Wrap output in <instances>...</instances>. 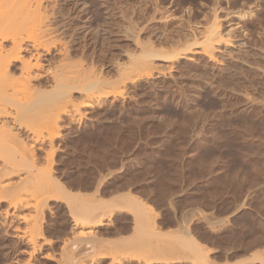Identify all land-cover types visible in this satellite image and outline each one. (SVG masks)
Returning <instances> with one entry per match:
<instances>
[{
    "label": "rangeland",
    "instance_id": "rangeland-1",
    "mask_svg": "<svg viewBox=\"0 0 264 264\" xmlns=\"http://www.w3.org/2000/svg\"><path fill=\"white\" fill-rule=\"evenodd\" d=\"M118 1L110 9V16L105 14L104 19L97 16V19H101L103 25L110 26L109 29L115 28L117 30V28H122L123 25H129L131 21L128 20V22L120 13V9L130 10V4L127 0ZM169 1L166 3L167 8H173L170 11H173L174 16L170 12L169 17L173 16L172 18L151 20V23L148 24L155 23L151 25V29L155 27V29L160 28L162 30L167 26L165 27V30L167 29L166 33L175 38L174 41L177 40L178 46L185 47V43L187 45L189 41V35L185 32V36H183L181 34L183 28L180 29L181 24L177 26L173 22L180 18L178 17L180 14L184 16L182 12L185 9L186 11L191 10V13L194 9L195 11L192 13L194 18L192 19L206 24V22L212 20V10L216 6V2L214 3V0ZM254 2L255 0H222L221 7L223 10L220 7L219 14L222 15L221 19L227 27L237 29L234 32L238 35V39L242 37L248 39L252 49L253 47L264 48V0L260 1L263 4L261 5L263 6L262 13L260 12L262 14L260 15L261 18L253 24L252 22L249 23L245 30L243 28L241 30V27H239L238 12ZM68 5H71L70 7L74 10ZM72 5L74 4H65L63 10L66 11L65 13H75L73 14L75 19L70 20L69 23L75 22L78 24L79 22L78 25L80 26L82 18L79 17V12H77L80 10L77 8L80 7L76 5L72 7ZM177 8L180 12L182 9V12L180 13ZM67 10L69 11L67 12ZM95 11L97 12V10H94V13ZM185 16H187V13ZM76 17L78 18L76 19ZM102 19L107 21H102ZM185 19L183 18L182 22L187 23ZM66 21L68 22V20ZM140 21L144 22L146 20ZM98 22L99 27L97 28H101L103 25ZM163 23L164 26H162ZM174 29L176 30L174 31ZM72 30V27H66L64 30L66 34H64V37H66L64 39L67 41L68 46H74L75 50L77 49L76 53L78 54L76 56L79 55L77 58L81 57L79 59L85 62H83L84 66L92 65L93 69L99 71L104 68L102 71L106 72L108 70L110 75L117 74L114 76L116 78L118 70L114 65L117 59L124 62L128 58L123 54H119L118 51L121 52L122 48L129 42L133 47V40L131 41L133 37L131 36V39H128V37L126 38L127 35L125 36L123 33L118 35L113 33L108 34V36L107 34H104L106 36L100 34L96 38L90 35L89 39L83 40L80 38L85 43L82 44V40H78L79 43L81 41L79 44L72 36ZM244 31L247 34H244ZM147 32H143L142 34H145L142 37L147 36ZM120 35L124 38L122 39ZM115 37L120 38L116 39ZM184 39H186L185 42H183ZM164 45L170 48L167 43ZM252 45L253 47H251ZM113 51L114 55L112 54ZM54 52L53 54H55ZM100 52L102 55H100ZM52 57L57 59L59 55L56 52L55 56ZM249 57L251 62L257 64L256 58L258 57L251 56V54ZM251 57L254 59H251ZM54 58H52L53 61H55ZM106 60L108 61L106 62ZM171 60H165L163 63L166 64ZM184 62L185 60L181 58L178 68L173 69L175 72L172 70L175 73H172V75L174 74L176 77L177 74H181L178 75L180 78L177 77V79L179 78L176 80L178 82L173 80L176 78L174 75L171 76L167 72L168 77H166V74L164 76L159 74L158 77L156 73L159 70L156 69V72L155 68H152L154 71H152V74L156 75H150V78L142 75L143 77L138 78L137 82L122 79L119 83H124V86L126 83L125 88L123 86V89H119L123 84L118 85V88L115 85L117 89L112 87L111 89L115 94L112 91L108 96L109 98H106L105 102L102 101L103 104L101 102L97 107L95 105L94 107L83 108L87 110L84 113V110H80L83 114L78 111L79 114L81 113V117L78 113L74 114L77 118L73 117L74 115L71 116L73 118L67 117L68 119H65L64 125L62 124L64 133L54 143L52 173L62 187L63 194L65 192L97 193L98 197L101 196L102 199L108 201L111 193H114L115 190V192L118 190L121 193L132 191L133 194L144 199L148 205L156 210L157 218H160L161 221L164 220V222L162 221V227L165 226L163 228L164 234L172 229L180 228L182 224H189L193 232L197 236L199 235L198 238L204 242L203 246L209 252L211 263H249L254 259L255 252H264V73H262L264 71L262 70L259 73L260 69L258 68V71L252 70L250 72L248 68V70L241 68L243 72L240 70L242 73L239 74L238 70L237 75L240 76V79L245 76L242 79L247 81L246 87L241 85L240 88L237 85L239 88L237 86L231 88L229 82L228 86L227 82L222 83L223 87L217 83H212V86H215L212 87L211 91L213 95L204 96V100H201L200 103V101L197 102L195 94H199L200 85L206 81L205 78L211 76V72L208 71L210 75L207 72H205L206 75L202 72L197 73V70L190 69L191 67ZM263 62L259 58L258 63L261 66L257 64V67L264 69ZM199 74H203L204 79ZM199 76L201 80H199ZM249 76H252V79ZM172 77L174 78L172 79ZM236 77L238 78V76ZM212 78L211 76L209 79L213 81ZM165 80L170 81V83ZM182 80H185L186 83ZM181 81L184 83L182 84ZM178 83L182 85L180 86ZM243 90L246 91L243 92ZM241 93L245 95L243 96ZM77 97V102H80L82 98ZM17 132L21 138L29 141L24 130H17ZM48 144H50L49 141H46L34 147L37 157H41L39 158L41 161L44 160L43 157H46ZM66 196L63 197L64 199L48 201V208H45L46 213L43 218V237L37 240V249L35 248V250L30 242L22 241L23 239L20 240L14 236L15 229L19 226V228L23 227L24 223L18 221L16 213H11L7 217L4 216L3 212L7 203L3 201L0 203V263L6 261V264H71L74 258V263L78 264H112L111 258L116 254L119 255V251L122 252V249L128 251L127 248H134L132 231L129 230L117 236L108 234L107 229L105 231L104 228H101V232L104 230L103 238L101 237L103 240L100 238L99 241L88 244L83 242L77 246L75 245L76 247L73 246L72 249L66 245L64 246V241L71 236V230H69L71 228V218L68 215L67 207L65 209ZM242 203L243 206L240 207ZM23 213H28V211L24 210ZM167 213H170V217ZM121 215L117 214L110 217L111 222L114 223L115 221V224H117V221H119L120 223L122 221L121 217L125 216L124 214ZM163 217L165 218L162 219ZM116 218L117 220H115ZM255 235L261 236L257 237ZM161 238L164 239V237ZM66 247L71 251L68 252ZM70 252H73V255ZM110 253L112 256H110ZM80 259L82 262H80ZM122 263L131 264L126 259L122 260L121 263L114 264ZM179 263L193 264L191 260L186 261V263L185 261ZM132 264L135 263L132 262Z\"/></svg>",
    "mask_w": 264,
    "mask_h": 264
},
{
    "label": "bare ground",
    "instance_id": "bare-ground-1",
    "mask_svg": "<svg viewBox=\"0 0 264 264\" xmlns=\"http://www.w3.org/2000/svg\"><path fill=\"white\" fill-rule=\"evenodd\" d=\"M113 1L0 0V203L2 201L7 203L3 212L5 214L4 216L7 217L11 213H16L18 221L21 223L23 222L24 225H22L23 227L21 228H19L20 226L18 228L16 227L17 229H15L16 232L14 236L20 240L23 239L22 241L25 240V242H30L35 250L37 240L43 237V218L46 213L45 208H48V201L60 200L67 195L65 209L67 207L68 215L71 218V228L69 229L71 230V236L64 241V246L66 245L70 249L83 242L88 244L95 243L97 240L99 241L106 229L108 234L117 236L130 230L133 234L134 248H127L128 251L124 249H122V252L119 251V255L116 254L111 258L112 260L110 261L112 264L121 263V261L125 259L130 261L131 264L132 262L135 264H180L179 262L185 261L186 263V261L189 262V260H191L193 264L194 262L198 264H214L211 263L209 252L206 251L203 246L204 242L201 241L202 239L198 238L199 235L197 236L193 232L189 224H182L180 228L172 229L164 234L163 228L165 226L162 227L164 220H162V222L160 218H157L156 210L148 205L144 199L133 194L132 191H128L127 193H121L118 190L117 192H115V190L114 193L111 191V197L108 201L107 199H102L101 196L98 197L97 193L65 192L64 194L66 195L64 196L62 187L52 173V153L55 151L53 150L55 147L54 143L62 137L61 135L64 133L62 131V124L64 125V121L67 117L73 116L75 113H78V111L81 112L80 110H84V113L87 109L83 108H90L95 105L97 107L102 101L105 102L106 98H109L108 96L113 91V89H111L112 87L118 88L123 84L119 88L123 89L124 83H119L122 79L133 82L144 75L149 77L153 75L154 68L155 71L156 69L159 70V73L157 71V73L155 72L158 77L159 74H163L164 76L166 72L173 76L175 74L173 69L180 65L179 60L182 58L185 60L184 63L188 64L191 67L190 69L193 68L197 70V73L202 72L205 74V72H207L208 74V71L211 72L213 81L209 79L211 76L205 78L206 81L202 82L200 85L199 94H195L197 96V102L200 101L201 103V100H204V96L212 94L211 91L214 86H212V83H217L221 87H223L222 83L225 84V82H227V86L230 84L229 86H231V88H236L234 86L237 85H239L240 88L243 85L246 87L247 85L245 84L247 81L242 79L245 76L240 79L237 72L239 70L240 74L242 71L241 68H248L250 72L252 70L258 71L259 69V73H261L262 70L264 71L262 67H257L259 58L264 61V48H254L253 45L251 46L253 49L250 48L251 44H249L248 39H244L243 37L238 39V35L234 32L236 28H229L225 25L222 21L223 19H221L222 15L219 14L222 0H214L216 6L212 10V20H209L206 24L192 19L194 18L192 16L194 15L192 14L195 11L194 9H192V13L187 7L189 11H186L183 7L186 11H183L185 13H183L181 9L184 16L180 14L182 18L180 15L178 17H180L181 20H179V18L173 23L177 26L181 24L180 29H185L184 31L182 29L183 33L181 34H183V36H185V32L189 35V41L187 45L185 43V47H182L180 44L181 47L178 46L176 43L177 40L174 41L175 38L166 33L167 29L165 30V27L167 26L162 30L160 28L155 29L154 26V28L151 29V25L155 23L151 25L148 24L151 23V20H167L171 12L170 10H173V8H167L168 5L166 3H168L169 0H127L130 4V10L126 11L127 9H120L123 18L127 19V21L131 20L130 22L128 21L130 23L129 25L126 24L127 26H122V28L125 26L124 28L126 29L123 28L124 30L121 27L119 29L117 28V30L115 28V30L109 29L110 26L103 25L101 19H97V16L100 18L103 17L104 19L105 14L110 16V9L113 5L117 4L116 1L119 2L118 0ZM260 1L255 0L254 3L245 7L242 11H237L239 13V23L241 26L239 23L237 24L241 27V30L242 28L244 30L247 29L249 23L251 24L252 22L253 24V22L255 23L261 18L260 15L262 14H260V12L263 7L261 5L263 4ZM69 3L80 7L77 8L80 10L77 11L76 9V11L79 12V17L82 18L80 26L78 25L79 22L78 24L75 22L69 23L70 20L75 19V15H73L75 13H65L66 11L63 10V6ZM74 5H72V7H74ZM66 7L67 5L65 8ZM60 8L62 9L60 10ZM71 9L74 10V8ZM93 9L97 10V12L95 11L94 13ZM178 9L179 8H177V10ZM221 9L223 10L222 7ZM68 11L69 10H67V12ZM178 11L180 12V10ZM171 13L173 14V11ZM174 13L176 15V10ZM186 13L187 16H185ZM77 18L78 17H76V19ZM183 18L187 23L182 22ZM103 19L102 21H107ZM66 20H68V22ZM140 20L146 21L142 22ZM97 22L103 26L97 28L99 27ZM164 25L163 23L162 26ZM67 26L73 28L71 31L73 34L72 36L75 37L77 42L78 40L89 39L90 35L96 38L100 34L101 36L104 34L108 36V34L114 33L118 35L123 33L125 36L127 35L126 38L128 37V39H131V36L133 37V39H131V41L133 40V47L129 42L126 46L123 45L124 47L121 52L118 51L119 54H123L128 58L127 61H125L126 59L124 58V62H122L123 60L120 62L119 59H117V61L115 60L116 63L114 62V66L116 70H118V76L116 78L114 76L117 74L114 76L110 75L106 68L107 73L102 71L104 68L99 71L93 69L92 65L88 67L84 66V61L79 59L81 57L77 58L79 55L76 56V54H78L76 53L77 49L75 50L74 46H68L67 41L64 39L66 37H64V30ZM176 29H174V31ZM143 32H147L148 35L146 34L147 36L142 37V35L145 34H142ZM244 34H247V32L245 33L244 31ZM249 37L252 38L251 36ZM83 40L82 44L84 42ZM185 41L186 39H184L183 42ZM124 43L126 44V42ZM166 43L170 48L164 45ZM54 50L56 51L54 52ZM251 51L253 52L251 53ZM53 52L55 54L57 52L59 58L55 59L52 57L55 56ZM112 54L114 55V51ZM250 54L251 56L258 57H255L257 59V64L255 62L256 59L254 60L255 63L251 62L249 57ZM100 55H102V53ZM52 58H54L55 61H53ZM168 59H172L171 62H167ZM251 59L254 58L251 57ZM165 60H167L166 64L163 63ZM107 61L108 60H106V62ZM259 66L261 65L259 64ZM172 70L174 72H172ZM172 73L174 74L172 75ZM194 73L196 74L195 71ZM167 74L166 77H168ZM203 74L199 75L202 77ZM178 75L180 76L181 74H177V77H179ZM186 75L185 77L189 79ZM208 75H210V73ZM235 75L238 76V78ZM174 77L176 76L174 75ZM174 77H172V79ZM177 77L173 80L176 81L180 78L177 79ZM201 77L199 80H201ZM234 77H236L237 81L236 79L233 80ZM250 77L252 79V76H249V78ZM202 78L204 79V76ZM208 79L209 81H207ZM168 82L170 83V81ZM183 83L184 82H182V84ZM182 84L180 83L179 85L181 86ZM191 86L193 85L191 84ZM239 86H237V88H239ZM244 91L246 90H243V92ZM76 94L82 98L80 102H77L78 97ZM247 99L249 100V97ZM73 117L76 116L74 115ZM17 130H24L27 133L29 141L21 138ZM46 141H49L50 144H48L49 148L46 149V157H43L44 160L42 159L43 161H41V159H39L41 157H37L34 147ZM242 206L243 203L240 204V207ZM24 210H27L28 213H23ZM117 214H124L125 216L121 217L122 221H120V223L119 221H117V224H115V221L112 223L110 217ZM168 215L170 217V213ZM175 215L177 214L175 213ZM177 217L175 218L176 220ZM164 218L165 217L162 219ZM115 220H117V218ZM101 228H104L102 232ZM161 237H164V239ZM165 238H167V240H165ZM69 245L71 246L69 247ZM68 248V252L71 251ZM70 253L72 254L73 252ZM104 254L106 255L107 253ZM110 256H112V254ZM253 256L254 259L245 264H264V252L257 251ZM74 260L73 258L71 264H78L74 263ZM5 262L6 261H1L0 264H6ZM80 262H82L81 259Z\"/></svg>",
    "mask_w": 264,
    "mask_h": 264
}]
</instances>
